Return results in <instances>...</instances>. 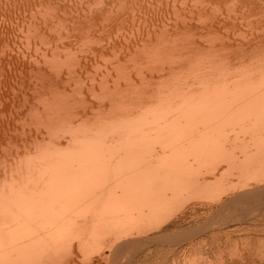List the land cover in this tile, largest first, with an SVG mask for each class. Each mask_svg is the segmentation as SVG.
Listing matches in <instances>:
<instances>
[{"label":"bare ground","instance_id":"obj_1","mask_svg":"<svg viewBox=\"0 0 264 264\" xmlns=\"http://www.w3.org/2000/svg\"><path fill=\"white\" fill-rule=\"evenodd\" d=\"M251 3L264 7V0L244 5ZM253 7L258 14L259 7ZM106 9L80 12L84 15L67 20L66 26L59 25L62 12L46 13L39 27L30 23L18 29L20 38L11 37L10 22L6 28L0 25V264H77V251L93 249L108 236L110 255L103 249L97 263L90 257L85 261L102 264L147 241L143 223L168 213L183 191L223 185L228 192L239 190L231 200L236 204L264 199V42L260 65L232 75L231 64L248 47L245 34L244 45L241 40L230 44L222 32L233 13L224 20L228 23L217 24L225 42L214 28L202 32L197 24L208 23L209 12L198 7L186 19L179 14L173 31L167 29L169 21L154 27L144 21L147 30L138 38L132 34L140 27L133 26L138 12L134 16L132 11L131 25L124 26L128 12L122 16L120 10ZM259 22L256 30L264 32L258 29L264 20ZM235 117L253 121L251 139L235 135L222 142L223 122ZM26 124L35 129L25 131ZM120 171L124 176L117 178ZM81 186L94 188L86 192ZM63 220L72 226L59 225ZM243 257L238 256L239 262Z\"/></svg>","mask_w":264,"mask_h":264},{"label":"rangeland","instance_id":"obj_2","mask_svg":"<svg viewBox=\"0 0 264 264\" xmlns=\"http://www.w3.org/2000/svg\"><path fill=\"white\" fill-rule=\"evenodd\" d=\"M50 1H52V2H50ZM101 1H103V9L101 8L102 7ZM101 1L96 0L93 3L92 2L87 3V2H89V0H78V1L77 0H40V1L39 0H24V1L23 0H0V17H3V18H0V25L3 23V26L5 27V25H4L5 22L6 23L10 22L9 25L7 24L6 26L11 27V28H9V31L12 30V33H13L11 37L12 38H14V37L20 38L21 35L17 31L18 29L20 30V28L23 25L28 26V25H30V23L36 25V28H37V26L39 27L41 24V18L43 16H45L46 13H47V15L48 14H60V15L64 14L65 17H62L63 19H61L59 25L60 26H66V24H68L73 19H74L73 21H76L77 18L79 19L82 15V13L80 14V12L84 11L83 13L87 14V12L91 13L93 11L94 12L95 11H104V9L107 8L106 10L111 11V13H114L116 10H118V11L120 10L121 12L120 11L119 12H120V14H122V16L124 14H127V12H128V14H127L128 18H126L127 16L124 15L123 18L125 19V21L124 20L121 21V23L123 22L124 26H126L125 22L126 23L129 22V24L131 25L132 21H129V20H132V18H134L133 15L136 16V13L138 12L137 16H136L137 18L136 17L134 18L135 21L133 22V26L135 25V23H137L136 25H138V27L140 26L138 28V30L141 27H143V28H141L142 32H140V30L139 31L137 30L138 31V33H137V31L134 30L137 27H135L132 30L133 37L137 36V38H138L139 33L140 34L142 33L140 35V37L145 35V33H143V31L147 30V27L150 25L154 27L155 25H157V26L160 25L161 22H163V24H164V23H168L167 21H169V24L167 26L168 27L167 29L169 31V29L171 27H172L171 30L174 28L173 24H175V22H177L176 19L180 18L181 15H179V14H184L181 17H184L183 19H186V18H188V16L196 15L195 13L197 10H199V9L204 10L205 9V11H207V13L209 12L207 14L208 19H209V20L207 19L208 23L205 22L209 28L207 27L206 24H205L206 25L205 26L204 24H201V22H200L199 24H201V25H199V24H197V25L201 28V30L203 29L202 32L204 30H205L204 32H206L207 29L211 31L214 28V31L216 30L215 32L219 34L218 35L219 37L221 35H222V37H224L223 33H225L227 43H229L231 41L230 44H232V42L242 44L243 41L241 39H244V41H245V37H242L244 34H245L244 36H246V38H247L246 41L248 40V43L245 41L246 44L245 43L242 44V45L245 44V46H248V47H246L243 56L241 55L240 56L241 58L239 57V59H235L234 60L235 63L231 64L233 66V67L231 66V68H233V69H231L232 72L230 71V74H232V73L235 75H237L238 73L241 74L243 71L245 72L246 70L250 69V67H251V69H252V67L255 68L258 65H260V63H261V59L259 56V54H260V51H259L260 47L259 46H260V44L262 45L264 42V39H263L264 34H263V37H261L262 33H264V32H263V30H261V31L256 30L257 23L262 24L261 22H263L262 20H261V22H259L260 19L264 20V18H262V17H260V19H259L260 14H261V16L264 17V15H263L264 7L258 6V5H260V3H251L250 5L248 4L247 8H246V4L244 5V2H248L249 0L244 1V2L242 0H241L242 2H240V0H239V2H238L239 4H237V0H236V4L234 3L231 5H229V4L226 5L225 0L224 1L220 0L221 2L219 0H217L218 4L223 3V5L215 4V3H217V2H215L216 0H212L214 2L213 4H211L212 3L211 0H206L207 2H210L208 4L206 3L205 0H203V3L204 2L206 3V5L204 4V7L200 6L203 4L201 0H199V1L202 4L197 3L198 0L197 1L195 0L198 5L193 4L195 2L194 0L193 1L192 0L191 1L181 0V2H180V0H140V1L139 0H135V1L134 0H107V2H106V0H101ZM116 2H118V3L116 4ZM190 2L191 3L193 2L192 3L193 5H191ZM40 3H41V5H40ZM104 3H105V5H104ZM261 4L264 5V3H261ZM69 5H70V7H69ZM82 5H83V7H82ZM215 5H216V7H215ZM241 5H244L245 7L244 6L242 7ZM66 6H68V7H66ZM105 6H107V7L104 8ZM208 6H210V7H208ZM249 6H250V8H249ZM252 6L260 8V9L258 8V10L260 11V12L258 11V14L256 11L257 9L256 8H255L256 10L253 9L256 12V14L259 15V16H257L256 14H254V16L256 15V17H258L259 20L253 16L254 12H252L253 11ZM44 7H46V8H44ZM51 7L54 9H52ZM108 7H110V9H108ZM171 7L176 8V9H173ZM194 7L195 8L198 7V9L196 10ZM212 7H213V9H212ZM209 8L211 9V11H209L210 10ZM217 8H219L220 10ZM235 8L236 9L238 8V9L236 10ZM242 8H244V11H241ZM245 8L250 9V10H247L248 13H249V11H251L249 14L251 16H253L255 19H257V23H255L256 24L255 27L252 24V23H254L255 19L251 16L249 19V14L248 15L246 14L247 12H245L246 11ZM63 9H64V11H63ZM81 9H82V11H81ZM86 9H87V11H86ZM74 11H76V12H74ZM132 11L134 13L132 16H130L132 14L131 13ZM176 11H177V13H176ZM61 12H62V14H61ZM214 12L218 13V14H215ZM189 13L191 15H186ZM230 13L231 14L233 13L232 15H234L235 18H238L237 21H234V20H236L234 18V16H233V18H231L232 16ZM77 14H79V17H77L78 16ZM115 14L118 15L117 13H115ZM120 14L118 16H121ZM235 14L236 15L237 14L238 15L244 14L245 18L243 15H241V17L243 16V18L239 19V16L236 17ZM23 15H25V16H23ZM162 15H163V19L165 18L166 22L163 19H161ZM4 16H5V18H4ZM74 16H76L77 18ZM158 16L160 18V21H158L159 19H157ZM174 16H175V18H174ZM228 16H231V17H228ZM15 17L18 18V20ZM25 17H29V18H26V20L24 21ZM129 17H131V18L129 19ZM152 17H153V19H152ZM155 17H156V20H155ZM217 17H219V18H217ZM214 18H215V20H213ZM221 18H224V19H221ZM226 18H228V19H226ZM230 18L233 19L234 22L232 20H230ZM1 19H6V21L5 20L2 21ZM7 19H9V21H7ZM28 19H29V21H27ZM168 19H171L172 21L168 20ZM174 19H175V21H173ZM252 19H253V21H252ZM16 20H17V22H15ZM21 20H22V22H21ZM67 20H70V21L68 22ZM151 20H153V21H151ZM180 20H181V18H180ZM216 20L217 21L220 20L221 22H223L224 20H227V21L230 20L229 21L230 23L232 21L233 24H231L230 27H228L230 25V23H228L226 21L229 25L227 27L225 26V28H226V30L228 28V30L231 31V28L234 27L235 32H234V29H232L234 33L232 31L227 32L226 30H224V28L222 31L221 30L222 28H220L221 26L220 27L218 26L219 24H222V23L220 21L216 22ZM239 20H242V21L239 22ZM13 21L17 24H15ZM144 21H146V22L148 21V26H147V23ZM156 21H158V22H156ZM170 21H171V23H170ZM245 21L247 24L245 23ZM23 22H24V24H23ZM149 22H152V23H149ZM193 22H194V20H193ZM213 22L214 23L216 22L215 24L216 25L218 24L217 25L218 27H216V25L214 26ZM226 22L224 21V24H226ZM236 22H239V23L236 24ZM12 23H13V26H15V25L17 26V27L15 26L17 29H15V27L12 28L13 27ZM140 23L141 24L143 23V24L141 25ZM210 23L214 27L212 25H210ZM10 24H11V26H10ZM145 24H146V26H145ZM245 24L247 27L245 26ZM202 25L204 27H202ZM232 25H233V27H232ZM258 26L261 27L262 25H258ZM205 27H207V28H205ZM215 27H216V29H215ZM250 27L255 28V31L253 29H250ZM260 27L259 28L257 27V28L259 30L264 29V28H260ZM144 28H146V29H144ZM237 28H239V29H237ZM220 30L223 33L222 32L219 33ZM236 30H238V31H236ZM246 30H247V32L244 33V31H246ZM249 30H251V31H249ZM252 30L254 31L255 34L258 35L259 39H262L261 43H260L261 40H259L258 38H254V36H251L254 34V33L252 34V32H253ZM15 31L17 32V35H16V33H14ZM133 31L136 32L137 35L134 34ZM119 32H124V29H123V31L120 30ZM144 32H146V31H144ZM247 33H249V34L247 35ZM232 34H236V35L233 36ZM13 35H15V36L13 37ZM193 36L195 38V37H197V34H194ZM236 36H237V38L238 37L239 38L241 37V38L237 39ZM249 37H250V39H249ZM252 37H253V40H252ZM227 38L230 40L228 41ZM132 39H135V38H132ZM196 39H200L199 35H198V38H196ZM221 39L226 42L225 39H223V38H221ZM254 39H256V40H254ZM257 39L259 41H257ZM240 40L242 41V43L240 42ZM254 44H256V46H254ZM245 46H244V48H245ZM253 46L256 47L254 50H252L254 48ZM247 58H249V59H247ZM238 60H239V62H238ZM238 64L240 67L238 66ZM235 65H237V66H235ZM254 65H256V66H254ZM259 76L260 75L257 74V76H255V80L259 79ZM84 83H89V81L88 82L86 81ZM70 85L73 86V83L71 82ZM219 115H221V114H218L215 117L216 119H214V122L219 119V118H217V117H219ZM245 119H247V121H245ZM245 119L241 120L240 118L235 117L234 119H227L225 122H223L222 127L224 130L222 129V138H221L223 140H221V141L228 143L227 139H229V141H232L235 135L239 136L240 138H243V139L245 138L246 140L245 139L244 140L246 142L249 141L251 139L250 136L253 133L252 132L253 130L251 128L254 125H253L252 120H251L252 122L250 123V121H248V120H250L249 118H245ZM239 120H241V121H239ZM244 121H245V124H242V123H244ZM24 127H25V131H27L28 128L31 131H33V129H35L33 124H29V125L26 124ZM26 127H28V128H26ZM227 136L228 137L231 136V138H228ZM224 138H227V139H224ZM239 142H236L237 145L235 144L236 145V148L234 147L236 149V150H234L235 152H238L240 150L238 147ZM240 144H242V142H240L239 145ZM193 157H194V155H193ZM193 157H189L190 161L191 160L193 161V159H194ZM120 176H122V177L124 176L123 171H120V173L117 175V178H120ZM260 178L264 179V173L260 175ZM26 180L28 181V179H26ZM262 181L263 182H261V184H262V186H264V180H262ZM28 182L31 183L32 181L29 180ZM220 186L221 185H219V186L216 185L215 187L214 186L210 187V189L201 187L202 189H197L198 191H195L193 193H188L185 191V193H187L188 196H186V194L183 191L180 198H178L179 199L178 203L175 201H172L173 203L171 202L170 205H168L169 210H166L168 213H166V214L164 213V216L162 215L161 218L157 219V221L153 220V218H152V219H149L150 221L148 220L145 223H143V226L145 227V228L143 227V229H145V232L147 230V233H146L147 234L146 236L148 238V239H146L147 241H145L144 243L142 242L140 245H134L133 247L131 246L130 248L124 250L120 255H116V256L110 258L109 261H103L102 264H121V263H123V264H222L223 262H224L223 264H235L236 261L238 264H243V263L245 264V262H246V264L247 263L249 264L251 262H254L252 264H264V202H262L264 199H262V201L261 200L258 201V199H257V200H255V202L251 201V200L238 202V200H236L237 201V204H236L234 202V200H233V202L231 200L236 197L237 192L239 194V190L229 191L230 192L229 193L227 191L228 187H224V188H226V189H224L223 185L221 187ZM81 188L83 189L82 186H81ZM81 188H79L78 190H80ZM86 188L87 189H83V190H85V191L90 190L91 191V189H93L94 187L90 188L87 186ZM224 190L227 192H225ZM90 191H88V192H90ZM220 193H221V195H220ZM108 195L110 196V192H108V194L105 197H107ZM217 196H219V197H217ZM213 198H214V200H213ZM112 200H115V198H112ZM176 201H178V200H176ZM233 204L234 205L236 204V205L234 206ZM96 205L97 204H94L93 206H96ZM79 212H80L79 210L76 212L73 211L72 214L74 215V214L79 213ZM64 223H68L70 226H72L71 221H69V220H63L59 223V225H63ZM144 224H146V225H144ZM42 225H40L38 228H41ZM59 236H60V233L58 232V237ZM107 237L108 236H106V239H105V237L99 238L98 240H100V241L98 242V240H97L96 246L93 249H87L86 248L83 251H80V250H79V252L77 251V254L75 253L77 264H88L90 261L86 260V257H90L92 259L94 258L93 259L94 262L97 263L99 261L98 259L100 257L99 253L103 249L107 250V248H108L106 243H105L108 241ZM72 239H73V241L76 240V238L74 236L72 237ZM127 252H129V253H127ZM106 253L108 256L110 255V251L107 250ZM237 253L239 254L238 256L242 255L245 257L248 255L247 257H245V262H244V257H243V263L239 262L240 260H238L239 259L238 256L235 255ZM126 254H128V255H126ZM97 255H98V257H97ZM246 258H248L247 259L248 262H247ZM221 259H222V261H220ZM85 261L88 263H86Z\"/></svg>","mask_w":264,"mask_h":264}]
</instances>
